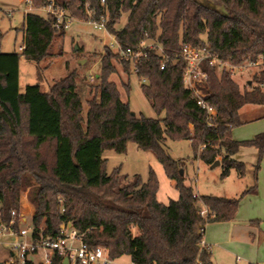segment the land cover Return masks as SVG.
I'll use <instances>...</instances> for the list:
<instances>
[{
  "label": "trees",
  "instance_id": "trees-1",
  "mask_svg": "<svg viewBox=\"0 0 264 264\" xmlns=\"http://www.w3.org/2000/svg\"><path fill=\"white\" fill-rule=\"evenodd\" d=\"M52 3L80 20L107 16V29L125 49L147 40L155 46L136 64L106 46L87 108L76 71L56 81L48 92L38 83L21 93L22 55L39 64L52 55L55 39L65 36V24L58 27L54 14L38 13ZM29 4L36 10L25 13L22 52L0 53V226L10 221L13 209L21 210V195L27 191L35 208L33 229L44 237L58 238L66 223L84 233L92 247L105 248L114 260L129 255L132 264H214L210 248L201 245L207 224L234 219L241 199L259 190L264 131L236 140L232 129L245 123L240 113L244 106H264V68L241 88L231 70L205 61L202 68L208 78L200 89L214 109L209 114L185 87L188 63L181 52L184 44L209 45L214 55L231 65L258 63L264 58V0H30ZM123 14L128 15L127 22L117 30ZM163 53L170 58L164 69ZM120 67L128 80L119 84L113 76L119 75ZM133 72L163 118L133 114L130 102L123 99ZM167 138L189 140L195 157L207 164L219 159L223 177L232 169L245 177L248 165L235 155L242 147H255L254 184L238 197L197 195L185 183L183 161L164 147ZM130 141L156 153L175 181L178 200L159 201L154 170L147 181L122 174L119 168L108 173L104 151L125 153ZM204 207L205 216L200 213ZM51 264L64 263L56 255Z\"/></svg>",
  "mask_w": 264,
  "mask_h": 264
},
{
  "label": "rangeland",
  "instance_id": "rangeland-1",
  "mask_svg": "<svg viewBox=\"0 0 264 264\" xmlns=\"http://www.w3.org/2000/svg\"><path fill=\"white\" fill-rule=\"evenodd\" d=\"M11 10L12 15L7 12ZM36 10L27 3V0H0V53H10L14 51L22 52L20 48L25 43L24 24L25 13ZM6 11V12H4ZM38 13L45 15V8L38 9ZM69 14V12H67ZM127 14L115 25L117 30L121 29L127 22ZM66 28L64 37L55 39L51 48L52 55L41 63L27 59L22 55L19 68L20 92L24 93L29 85L40 84L44 92L50 91L51 86L58 80L66 77L72 71L77 73L78 91L87 102L95 94L97 75L101 71V58L105 52V47L110 46L114 51L118 49L115 35L107 28H96L90 20H80L72 18ZM22 25L20 28L19 26ZM206 37V36H205ZM149 41V40H148ZM152 42V41H149ZM61 54V55H58ZM264 68V64H245L237 69L233 77L240 84L241 88L254 80V75ZM119 75H114L113 80H128L127 75L119 68ZM251 80V81H250ZM119 83V84H120ZM123 99L129 101L131 108L138 116L149 118H163L164 113L158 114L152 107L151 101L142 90V80L133 72L130 76V91L127 94L123 91ZM264 110V106L248 104L241 110V117L245 122L236 126L232 130L234 139H251L256 134L264 131V117H259ZM167 152L175 159L182 160L185 174V183L192 187L197 195H218L238 197L247 188L254 184L252 168L257 161V151L255 147L245 146L235 155V158L248 165L249 172L245 177H240L236 169H232L230 175L223 177V165L212 166L200 158L195 157L192 144L189 140H174L167 138L164 141ZM103 158L107 160V171L112 173L119 168L122 174L129 177L139 175L144 181L150 176V171L154 170L159 180L158 199L160 202L168 204L172 200H178L180 193L176 188L175 181L170 179L159 161L156 153L152 150L141 149L136 142L128 143L127 151L119 153L113 149H106ZM258 184L261 182V195L253 197L251 203V220L264 227V157L258 175ZM21 199L32 204L27 195V191L22 192ZM22 203V207H23ZM35 212V208L32 204ZM28 222L32 224V217L28 215ZM258 225V226H259ZM136 233V229H134ZM44 251L39 250L37 258H43ZM11 259V252L8 247L0 244V261L7 263ZM8 260V261H7ZM116 264H132L129 255H123L115 259ZM236 257L229 264H238Z\"/></svg>",
  "mask_w": 264,
  "mask_h": 264
},
{
  "label": "built area",
  "instance_id": "built-area-1",
  "mask_svg": "<svg viewBox=\"0 0 264 264\" xmlns=\"http://www.w3.org/2000/svg\"><path fill=\"white\" fill-rule=\"evenodd\" d=\"M104 1V0H103ZM30 3V0H27ZM46 12L52 13L57 18V26L65 27L69 25V21L73 18L67 11L61 7H54L50 4L45 8ZM6 12V11H4ZM8 16L12 15L11 10L7 12ZM96 28H107V16L101 20H91ZM118 49L124 58L133 61L136 64L143 56H146L147 49L155 46L154 42L143 41L135 48H123L119 42ZM23 45L20 47L23 49ZM160 51L163 48L160 46ZM182 58L187 63V70L184 75L185 87L191 90L198 99V104L207 109L209 114H214V109L205 101L200 84L204 83L208 78V73L202 68L205 61H209L210 65L219 64L231 70L232 74L242 66H234L228 62L221 61L212 53L209 45L195 47L191 44H184L181 52ZM256 64L263 63L264 58L260 59ZM170 58L163 53L161 68H165ZM249 65H253L249 63ZM137 72V68H134ZM145 81V79H143ZM64 210V208H63ZM200 213L207 215L208 209L204 207ZM84 233H80L71 224L66 223L61 226V235L58 238L44 237L42 232L35 233L32 224L28 222V217L23 210L13 209L11 211V219L8 223H2L0 226V244L9 248L11 252V264H26L33 261L36 264H51L53 258L58 255L64 260L69 254V264H116L115 260L109 257L108 251L103 247H92L85 239ZM202 247L207 246L203 240ZM44 251L43 258L38 259L39 250Z\"/></svg>",
  "mask_w": 264,
  "mask_h": 264
},
{
  "label": "crops",
  "instance_id": "crops-1",
  "mask_svg": "<svg viewBox=\"0 0 264 264\" xmlns=\"http://www.w3.org/2000/svg\"><path fill=\"white\" fill-rule=\"evenodd\" d=\"M263 117L264 110L255 119ZM244 122L247 121L244 120ZM259 185L261 190V182L258 184V189ZM260 190L255 194H247L241 199L238 212L234 219L207 224L204 241L212 252L214 264H229L235 257L239 262L238 264H264V227L261 224L259 225V223L253 222L250 213L253 197L260 196ZM21 209L27 216H33L34 214L32 204H28L27 200H24Z\"/></svg>",
  "mask_w": 264,
  "mask_h": 264
},
{
  "label": "water",
  "instance_id": "water-1",
  "mask_svg": "<svg viewBox=\"0 0 264 264\" xmlns=\"http://www.w3.org/2000/svg\"><path fill=\"white\" fill-rule=\"evenodd\" d=\"M133 114H135L134 111H133ZM220 164H221V161L218 159V160H216V161L212 164V166L214 167V166H217V165H220ZM181 173H182V174L184 173V170H183V169H181ZM69 261H70V259H69V254H67V255L64 257L63 263H64V264H69ZM0 264H11V263H10V262L4 263L3 261H0Z\"/></svg>",
  "mask_w": 264,
  "mask_h": 264
}]
</instances>
